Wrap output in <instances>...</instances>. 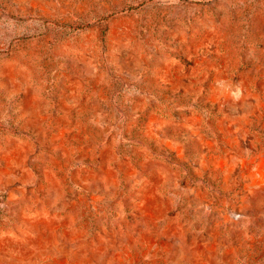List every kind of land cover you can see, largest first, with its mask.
<instances>
[{
    "label": "rangeland",
    "instance_id": "374dc122",
    "mask_svg": "<svg viewBox=\"0 0 264 264\" xmlns=\"http://www.w3.org/2000/svg\"><path fill=\"white\" fill-rule=\"evenodd\" d=\"M0 264H264V0H0Z\"/></svg>",
    "mask_w": 264,
    "mask_h": 264
}]
</instances>
